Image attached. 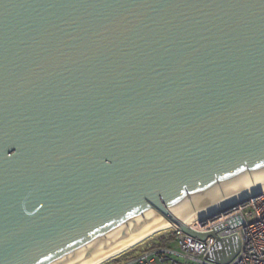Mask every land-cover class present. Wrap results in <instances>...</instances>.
<instances>
[{
  "label": "water",
  "instance_id": "water-1",
  "mask_svg": "<svg viewBox=\"0 0 264 264\" xmlns=\"http://www.w3.org/2000/svg\"><path fill=\"white\" fill-rule=\"evenodd\" d=\"M258 182L264 0H0V264H90L160 218L223 263L178 216Z\"/></svg>",
  "mask_w": 264,
  "mask_h": 264
},
{
  "label": "built area",
  "instance_id": "built-area-1",
  "mask_svg": "<svg viewBox=\"0 0 264 264\" xmlns=\"http://www.w3.org/2000/svg\"><path fill=\"white\" fill-rule=\"evenodd\" d=\"M228 222L233 225L218 229ZM193 229L199 232L217 229L219 238L230 240L225 246L226 253L231 254L238 245L237 253L217 263L213 256L221 254V249L215 246L212 236L200 240L174 229L157 243H142L104 264H264V188L250 193L241 204L207 217Z\"/></svg>",
  "mask_w": 264,
  "mask_h": 264
},
{
  "label": "bare ground",
  "instance_id": "bare-ground-1",
  "mask_svg": "<svg viewBox=\"0 0 264 264\" xmlns=\"http://www.w3.org/2000/svg\"><path fill=\"white\" fill-rule=\"evenodd\" d=\"M264 188V182H258L255 184H251L248 187H245L239 191L222 195L218 199L212 201L209 204H206L200 208L194 209L186 213L185 215H179L180 220L190 228H194L195 224L201 222L209 216L216 214V212L229 208L234 205H239L245 200L250 193L257 192L258 190ZM168 229H176L170 222L160 218L154 222L153 225L149 226L143 232L136 235L133 240L120 248L114 250L113 252L107 253L106 255L98 258L94 262L90 264H104L108 260L118 257L121 254L141 245L145 240L152 237L154 234H157L161 231H165ZM195 230V229H193ZM196 231V230H195ZM199 232V231H197Z\"/></svg>",
  "mask_w": 264,
  "mask_h": 264
},
{
  "label": "rangeland",
  "instance_id": "rangeland-1",
  "mask_svg": "<svg viewBox=\"0 0 264 264\" xmlns=\"http://www.w3.org/2000/svg\"><path fill=\"white\" fill-rule=\"evenodd\" d=\"M173 230L174 229H168V230H165V231H161V232H159L157 234H154L152 237H150L147 240H145L144 243H149V242L157 243L159 240H161V238L164 235L171 234L173 232Z\"/></svg>",
  "mask_w": 264,
  "mask_h": 264
}]
</instances>
